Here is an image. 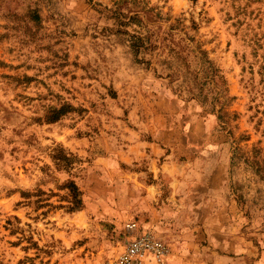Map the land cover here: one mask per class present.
<instances>
[{"label":"rangeland","instance_id":"374dc122","mask_svg":"<svg viewBox=\"0 0 264 264\" xmlns=\"http://www.w3.org/2000/svg\"><path fill=\"white\" fill-rule=\"evenodd\" d=\"M139 234L264 264V0H0V264Z\"/></svg>","mask_w":264,"mask_h":264},{"label":"built area","instance_id":"2783aa9c","mask_svg":"<svg viewBox=\"0 0 264 264\" xmlns=\"http://www.w3.org/2000/svg\"><path fill=\"white\" fill-rule=\"evenodd\" d=\"M167 253L165 245L150 234H139L130 239L115 256L118 264H163Z\"/></svg>","mask_w":264,"mask_h":264},{"label":"crops","instance_id":"0c3cea01","mask_svg":"<svg viewBox=\"0 0 264 264\" xmlns=\"http://www.w3.org/2000/svg\"><path fill=\"white\" fill-rule=\"evenodd\" d=\"M152 147H153V149H154V147H155V145L154 144H152ZM157 148V147H156ZM158 150H161V149H159L158 148ZM153 154H154V152H153ZM152 163V162H151ZM167 162H165V164H166ZM164 165V164H163ZM162 164L160 165V167H162L163 166ZM163 169V168H162ZM164 170V169H163ZM156 171V170H155ZM157 171H159V168H157ZM152 187H154L153 185H150V186H148L147 187V185H146V188L145 189H147L149 192H150V188L152 189Z\"/></svg>","mask_w":264,"mask_h":264}]
</instances>
